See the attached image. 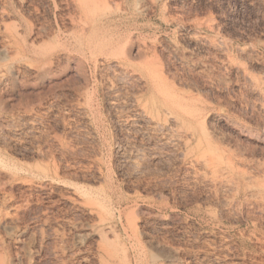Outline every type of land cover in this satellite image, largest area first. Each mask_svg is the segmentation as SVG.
<instances>
[{
  "label": "rangeland",
  "instance_id": "374dc122",
  "mask_svg": "<svg viewBox=\"0 0 264 264\" xmlns=\"http://www.w3.org/2000/svg\"><path fill=\"white\" fill-rule=\"evenodd\" d=\"M94 11L125 46L132 32V61L151 77L79 53L106 37L81 29L77 0H0V23L17 29L0 32L7 264H100L101 231L113 264H264V0H96ZM156 76L238 173H223L227 186L138 114L134 97Z\"/></svg>",
  "mask_w": 264,
  "mask_h": 264
},
{
  "label": "bare ground",
  "instance_id": "6f19581e",
  "mask_svg": "<svg viewBox=\"0 0 264 264\" xmlns=\"http://www.w3.org/2000/svg\"><path fill=\"white\" fill-rule=\"evenodd\" d=\"M95 3H96V0H77V11L79 12V19H80V22L82 23V27L81 26L80 27L83 30V29H85V27H87L86 25H89L90 26V28L88 30L89 32H94V34L99 32L100 36L102 38L106 37V40H101L98 36L96 37V35H94L91 38H88L89 40L86 41L87 43L85 45H83L80 48V50H78L79 53H81L83 56H85L88 54L89 55L93 54L97 50L98 53L96 55H94V61L99 62L100 60H103L101 57L105 58L103 61L106 62L107 67L109 69H111L116 76L119 77V76H123V75L126 76L127 75L130 77H135V76L138 77L141 72L142 73L145 72L146 68H144L145 66L144 67L140 66L141 63L136 64L135 62L132 61L133 59H132V56L130 53V49L133 46V40H132V36H131L132 32L129 31L130 32L129 36H127L128 34L126 35L127 36V41H126L127 45L125 46V44L121 43L122 37H123L119 33L121 30L117 31V28L114 26L112 27L111 24L106 23L103 25L96 18H93V15L95 13V11H94ZM2 11H3V9H2ZM2 16L3 15H1L0 17H2ZM1 19H3V18H1ZM4 22L0 23V32H2L3 34L5 32L8 33L10 30L9 26H12V25H8L10 23L6 22L7 23L6 24ZM14 26L15 25L13 24L12 29L14 28ZM15 29H16V26H15L14 30ZM18 33H19V31L16 34L18 35ZM19 35H21V34H19ZM3 41H4V39H3ZM18 42H19V40H18ZM23 43H25V42H23ZM19 46L21 47L23 45H19ZM22 48L23 47H21L20 49L24 50ZM13 51H11V52H13ZM15 51H20V50L18 49ZM9 52H10V49L6 45H3L0 48V56L6 57ZM36 52H38V51H36ZM20 55H21V53H20ZM98 55H99V57H98ZM144 57L146 58V56H144ZM1 69L3 71H1ZM4 70H6V69H3L2 67L0 68V75L1 76H2V73L5 72ZM138 70L141 71V72L139 71L140 72L139 75H138ZM7 71H9V70H6V72ZM144 74H148V75H145L146 78L148 76L151 77L148 71H146ZM162 76H160V77H162ZM139 78H136V79H139ZM155 78H156L155 80H154V78L153 79L149 78L150 80H147L148 79L147 78L146 79L147 81H143L144 82V84H143L144 89L141 88L143 90V92L141 91V94L139 95V97L138 96L134 97L135 98L134 99L135 107H136L137 112H139L138 114L140 116H142L143 119L146 120L150 125H152V127H154V128L159 127V129H163V131L165 129L166 132L164 133V138L166 139V142L169 140L170 143H172V142L180 143V145L182 146L181 151L183 150L182 151L183 155H185L186 157L190 156V159H191L190 162L191 163L198 165V166H201L202 169L207 170L211 174V175L208 174V176H211L210 180H212L213 182H216V183L218 182V184H220L221 186H227L228 184H230L229 181H226V179L228 178V177H226L227 175L224 174V175H226V176H224L223 173H227V174H229V173L230 174L231 173L238 174V173H235L234 168H233L232 164H230L229 161L224 160L221 151L217 150V147L215 148L214 145H212V143L210 142L212 139L209 141L210 138L207 140V138L205 137L206 138V140H205L204 137H202L200 135L197 128L193 125V121L195 119V117H194L195 112L194 111H197V110H195L194 108H193L194 111H192V108H190V110H189V109H187L186 106H184L180 102L181 100L179 101L180 98H177V96L175 95V92H173V89L175 87L172 90L170 89L171 86L167 87V85H169V83L168 84L165 83L166 78L163 79L164 78L163 77L161 79V78H157V76ZM141 79L144 80L143 78H141ZM166 82H168V81H166ZM111 85H109V86H111ZM154 92H155V94L162 96V98L159 99L158 97H156V95H154ZM137 93H139V92H137ZM146 93H150V94H148V96L146 97L145 102L142 100L144 102L143 103V102H141L140 97L145 95ZM186 98L189 99V97H186ZM183 99L186 102L185 98H183ZM190 103H191V101H190ZM154 104H156V106H154ZM160 106H162V108H161L162 110L160 109ZM156 107H158V108H156ZM195 122H197V121H195ZM201 128H203V127H201ZM203 133L202 134L204 136L206 133L205 132H203ZM162 134L163 133H161V135ZM205 170H204V172H205ZM206 174H204V175H206ZM223 176H224V178L226 177L225 180H224ZM236 176H238V175H236ZM240 176H242L241 180L245 178L244 175H242V174ZM235 181H237V180H235ZM1 189H0V191H1ZM231 189H232V187H231ZM76 195H77V193H76ZM3 196H1L2 198H0V231L1 232L4 230L12 228L14 226L13 222H15L13 220V212L10 211L11 205H10V207H9V205H7V202H5V200H4L5 198ZM77 196H79V195H77ZM77 196H75V197H77ZM97 219H98L97 221L101 222V225L103 226V221H104L103 219L104 218L102 219V217L100 215H97ZM101 232H100L101 235H98L100 238V242L98 244V249L102 250V253L99 254V257H97L99 259L98 262H100V264H111V262H112L111 257L113 256V253L115 251L113 250L114 252L112 253L111 249H109L108 243L107 244L104 243L105 239H104L103 234ZM5 246L6 245L4 244L3 239L0 235V264H7L5 255L7 253L8 247L6 248ZM114 256H115V253H114ZM113 262H112V264H113ZM168 262L165 264H168ZM97 264H99V263H97Z\"/></svg>",
  "mask_w": 264,
  "mask_h": 264
}]
</instances>
